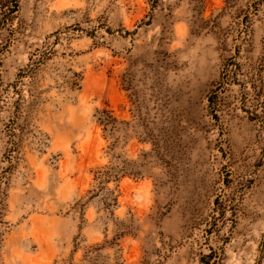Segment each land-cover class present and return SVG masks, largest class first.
Masks as SVG:
<instances>
[{
  "label": "rangeland",
  "instance_id": "rangeland-1",
  "mask_svg": "<svg viewBox=\"0 0 264 264\" xmlns=\"http://www.w3.org/2000/svg\"><path fill=\"white\" fill-rule=\"evenodd\" d=\"M0 264H264V0H0Z\"/></svg>",
  "mask_w": 264,
  "mask_h": 264
},
{
  "label": "trees",
  "instance_id": "trees-1",
  "mask_svg": "<svg viewBox=\"0 0 264 264\" xmlns=\"http://www.w3.org/2000/svg\"><path fill=\"white\" fill-rule=\"evenodd\" d=\"M116 118H114L113 113L108 110L99 111L98 122L103 127L105 132H110L113 134L114 124L116 122ZM104 175H111V172H105Z\"/></svg>",
  "mask_w": 264,
  "mask_h": 264
}]
</instances>
